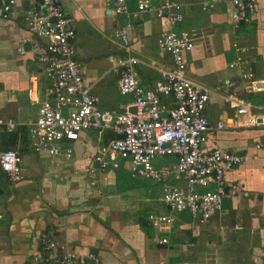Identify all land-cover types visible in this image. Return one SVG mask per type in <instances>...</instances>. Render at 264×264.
Listing matches in <instances>:
<instances>
[{
  "label": "crops",
  "instance_id": "crops-1",
  "mask_svg": "<svg viewBox=\"0 0 264 264\" xmlns=\"http://www.w3.org/2000/svg\"><path fill=\"white\" fill-rule=\"evenodd\" d=\"M60 1L73 19L84 83L98 98L100 109L123 111L131 98L119 94L118 75L106 60L111 54L118 55L112 33L122 18L111 12L105 0ZM5 2L0 0V13ZM135 2L131 0L130 10ZM180 2L185 20L177 28L196 38L187 76L213 90L204 113L214 125L233 115L218 96L217 83L237 77L227 68L235 57L234 43L249 40L257 78L264 80V0H257L251 22L238 30L229 18L231 0ZM28 8L26 3L12 7L7 19L0 14V117L19 124L11 134H15L14 151L20 157L21 171L16 183L7 181L0 171V264H29L42 235L75 253H95L101 264H264V149L255 148L264 139V129L223 130L229 134L221 137L215 134L220 131L208 132V147L235 151L242 158L227 173L234 195L207 223L184 221L177 214L165 233L147 222L150 213L167 212L160 202L161 185L124 177L111 169L101 172L94 164L100 147L111 140L108 131H85L76 141L66 143L64 148L72 151L69 159L34 151L29 136L22 149L21 129L28 134L38 109L27 95L30 77L37 78V102L44 99L47 87L43 68L31 50L34 37L23 20ZM163 28L151 16L135 19L130 30L134 51L157 60L156 40ZM135 72L144 88H152L158 80L147 67L137 66ZM234 93L251 104L254 113L264 115V86L249 93L238 81ZM2 133L5 141L2 144L0 139V150L10 145L11 134ZM160 162L174 163V159ZM162 239L167 244H160Z\"/></svg>",
  "mask_w": 264,
  "mask_h": 264
},
{
  "label": "built area",
  "instance_id": "built-area-1",
  "mask_svg": "<svg viewBox=\"0 0 264 264\" xmlns=\"http://www.w3.org/2000/svg\"><path fill=\"white\" fill-rule=\"evenodd\" d=\"M1 17L7 19L12 7L26 3L25 26L34 37L32 52L42 66L47 87L44 99L37 102L35 75L29 79L27 91L31 103H37V117L28 126L32 149L52 157L72 155L70 148L85 131H108L111 138L94 157L101 171H125L131 179L149 180L162 186L160 202L165 213H150L148 224L160 232H168L176 215L187 213L190 220L207 223L221 213L225 200L234 195L227 173L242 161L241 156L228 149L207 146L209 131L264 129V115L253 112L251 104L238 98L234 90L239 82L246 91L263 90L264 80L258 79L249 40L232 45L235 57L227 65L237 73L236 79L218 81L219 97L233 111L226 120L209 123L204 111L213 90L187 76L189 54L196 38L193 33L177 28L185 20L180 0H105L111 12L122 18L112 37L119 47L118 55H109L111 70L118 75L117 89L121 96L131 98L123 111L102 110L82 75L77 59L73 19L60 0H5ZM257 0H231L229 13L235 30L249 24L256 12ZM151 16L163 23L156 40L157 60L140 57L131 46L130 30L135 19ZM21 53L23 49L19 50ZM147 67L158 80L150 88L140 85L135 68ZM224 89L225 93H220ZM130 107L135 113H129ZM19 129L13 119L0 117V134ZM256 149H264V139ZM173 158L174 163L160 160ZM20 157L12 150H0V171L7 181L21 179ZM160 244H167L162 239ZM29 264H101L95 253H75L42 235L38 252Z\"/></svg>",
  "mask_w": 264,
  "mask_h": 264
},
{
  "label": "trees",
  "instance_id": "trees-1",
  "mask_svg": "<svg viewBox=\"0 0 264 264\" xmlns=\"http://www.w3.org/2000/svg\"><path fill=\"white\" fill-rule=\"evenodd\" d=\"M243 25H246V24H243ZM242 25V26H243ZM240 29V28H239ZM27 143H28V134H27V132H26V129H21V139H20V145H21V147H22V149H24L25 148V145H27ZM14 146H15V141H14V143H13V145H6L5 147H4V150H12V151H14ZM117 173H120L122 176H124V177H129L127 174H126V172L125 171H122L121 169L119 170V171H116ZM185 214H187V213H185ZM188 215V214H187ZM188 217L190 218V216L188 215ZM144 226V225H143Z\"/></svg>",
  "mask_w": 264,
  "mask_h": 264
},
{
  "label": "water",
  "instance_id": "water-1",
  "mask_svg": "<svg viewBox=\"0 0 264 264\" xmlns=\"http://www.w3.org/2000/svg\"><path fill=\"white\" fill-rule=\"evenodd\" d=\"M129 113H135V108L134 107H130V108H128V110H127ZM14 138H15V134H11V135H9L8 136V144H10V145H12L13 144V140H14ZM112 139L113 138H115V139H119V138H121V137H119V136H112L111 137ZM0 139H1V141H2V144L4 143V141H5V134H1L0 135Z\"/></svg>",
  "mask_w": 264,
  "mask_h": 264
},
{
  "label": "rangeland",
  "instance_id": "rangeland-1",
  "mask_svg": "<svg viewBox=\"0 0 264 264\" xmlns=\"http://www.w3.org/2000/svg\"><path fill=\"white\" fill-rule=\"evenodd\" d=\"M107 60V59H106ZM108 63V62H107ZM4 118V117H3ZM7 118V117H6ZM14 120V119H13ZM216 135H218V137H221V136H226V135H228L229 134V132H226V131H220V132H218V133H215ZM231 134V136L233 137L234 135H235V133H230ZM3 149V148H2ZM181 216H183L182 217V219L184 220V221H189L190 220V218L188 217V215L187 214H185V213H183V214H181Z\"/></svg>",
  "mask_w": 264,
  "mask_h": 264
}]
</instances>
